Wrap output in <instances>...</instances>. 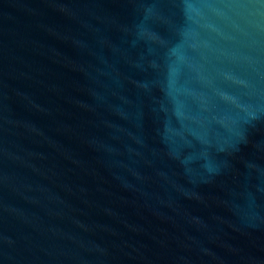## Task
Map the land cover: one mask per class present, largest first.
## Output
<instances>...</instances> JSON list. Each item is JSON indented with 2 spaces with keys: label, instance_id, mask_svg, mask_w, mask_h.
<instances>
[{
  "label": "water",
  "instance_id": "water-1",
  "mask_svg": "<svg viewBox=\"0 0 264 264\" xmlns=\"http://www.w3.org/2000/svg\"><path fill=\"white\" fill-rule=\"evenodd\" d=\"M0 264H264V0H0Z\"/></svg>",
  "mask_w": 264,
  "mask_h": 264
}]
</instances>
